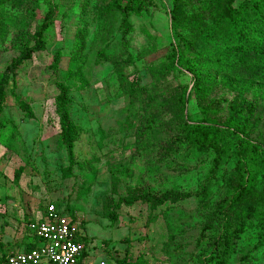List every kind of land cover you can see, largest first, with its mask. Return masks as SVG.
<instances>
[{"label": "rangeland", "instance_id": "1", "mask_svg": "<svg viewBox=\"0 0 264 264\" xmlns=\"http://www.w3.org/2000/svg\"><path fill=\"white\" fill-rule=\"evenodd\" d=\"M112 1L41 0L37 17L26 25H22L27 20L23 9L8 5L5 12L11 20L0 18L1 75L20 54L24 43L19 41L33 44L45 13L49 7L55 11L45 48L15 76V93L30 104L33 117L17 105L12 84L1 115L0 242L16 249L29 242L33 238L29 222L43 216L47 205L55 202L74 215L85 235L84 264H127L138 258L147 264H202L210 252L207 243L200 241L203 227L219 200L234 192L236 138L226 131L225 153L205 199L194 193L203 186L216 153L212 148L175 151V144H188L186 123L208 118L226 130L233 105H252L246 136L264 147V84L229 80L213 72L202 80L205 89L195 92L197 75L175 57L178 37L188 44L189 57L196 60L215 45L203 27H214L218 34L230 30L221 19L227 0H147L139 14L129 16L130 31L125 30L118 12L108 34L103 32L101 8ZM175 5L178 21L172 23ZM79 34L85 43L84 73L89 84L82 87L78 81L67 82L71 117L81 131L70 157L58 139L55 81L74 67L71 56ZM99 50L109 57H99ZM58 52L59 71L55 73L50 65ZM113 60L125 64L128 79L146 90L143 96L138 91L132 96L126 93ZM161 65L166 67L157 82L152 69ZM183 95L186 104L181 110L178 103ZM153 111L156 123L151 119ZM144 131L148 135L141 141ZM161 145L169 151L163 152ZM256 184L244 206L258 205L264 210L263 172ZM166 192L183 198L158 205L144 200L146 193L158 198ZM110 198L126 199L113 209L114 219L106 210ZM127 200L135 201L128 204ZM257 224L254 220L242 232L228 264H264V235Z\"/></svg>", "mask_w": 264, "mask_h": 264}, {"label": "trees", "instance_id": "2", "mask_svg": "<svg viewBox=\"0 0 264 264\" xmlns=\"http://www.w3.org/2000/svg\"><path fill=\"white\" fill-rule=\"evenodd\" d=\"M209 1L212 2L214 0ZM235 2L236 0H227L221 14V19H224V22L230 28L229 31L218 34L214 27H203L205 35L212 40L215 45L212 49L196 57V60L193 59L196 62H200V66H196L195 61L193 62L189 57L191 50L188 44L182 42L181 38L178 37L179 43L175 52V57H177V61L183 68L197 75L195 92L200 93L205 89L202 80L211 77L213 72L229 80H248L264 84V0H242L238 4H235ZM146 3L147 0H113L109 4L103 5L101 8V14L105 16L103 32L105 31L109 34L116 13L118 12L122 15L125 30L127 32L130 31L131 24L129 22V16L132 13L139 14L143 9V5ZM40 4L41 0H0V18L2 20H11L10 17L6 15V6L10 5L13 8L19 7L23 9L24 16L27 18L26 21L21 23L22 25H26L27 21L31 23L37 17V10ZM171 16L172 23H176L178 21L177 5L173 8ZM106 17L108 19L113 17V19L108 20ZM54 19L55 11L52 7H49L45 13L43 22L34 33V43L29 44V40H20V43H24L20 54L10 61L0 75V143L2 142L1 132L3 128L1 115L6 106V98L10 84H12V93L15 96L17 105L28 117H33L30 104L22 100L20 96L15 93L14 88L17 86L15 76L17 70L26 61L30 60L36 52L45 48V35L51 28ZM174 30L176 29L174 28ZM80 33H82V29ZM106 38L107 35L106 37L104 36V39ZM75 47L76 51H74L71 56V63L74 67H69L65 72V76L55 81L57 89L55 107L60 121L58 139L60 144L66 148L70 157L74 155L75 143L80 139L81 131L79 125L71 117L70 86L67 82L71 80L78 81L82 87L89 84L84 73L86 61L83 56V49L85 43L81 34L77 35ZM98 56L105 58L109 57L104 50H99ZM59 60L60 52L57 53L53 63L50 65V68H52L55 73L59 71ZM113 61L115 70L125 85L126 93L132 96L138 91V96H143L146 90L139 88L138 82L128 79L124 70L125 64L120 60ZM165 67L166 66L161 65L160 67L155 66L152 69L157 82L161 80ZM185 104L186 99L183 95L178 103L181 110H184ZM216 105H219V102H217ZM232 110L231 124L228 126V129L225 130L221 128L219 125L209 121L208 118H204L193 124L186 123L184 140L187 141L188 144L186 146L183 143L175 144V151H187L189 147L200 150L212 148L216 153L213 165L203 186L194 193L198 198L205 199L210 196L212 181L217 177L218 168L225 153L223 140L225 139L226 131H232L236 138L238 159L235 169L234 192L229 197L219 200L211 220L203 227L200 241L207 243L210 247V252L206 260L202 261V264H228L231 255L236 251V245L242 232L247 230V228L253 224L254 220H258L257 225H259L261 229L260 235H264V210H261L258 205L249 207L244 206V200L254 191L257 185L259 174L261 172L264 173V147L246 136L247 127L253 112V106L244 105L236 107L233 105ZM151 119L154 123L158 121L156 120V111L151 112ZM145 134L148 135V132L144 131L141 133L139 137L141 141L145 138ZM161 150L163 152H168L169 148L166 147V145H161ZM68 171H71V167H68ZM21 172L22 168L16 171L15 175L17 178L20 177ZM181 198H183V196L179 197L172 192H166L158 198L146 193L144 200L158 205L164 204L167 201L176 202ZM123 199L124 200L117 201L110 198L107 200L106 210L112 219L115 217L112 216L113 209L120 208L121 205L126 202V199ZM127 201L129 202L128 204H131L135 200ZM51 203L55 202H50L49 204ZM57 206L63 209V211L71 217L72 222L75 223L74 215L71 212H68L66 208H62L59 205ZM78 230L79 232L76 235V239L84 246L80 264H84V259L87 255L85 235H83L79 228ZM37 243L38 239L34 241L30 240L23 245L21 244V247L16 249L13 248V246L6 248L5 245L0 242V254L6 255L10 251H28L33 249ZM127 264H147V262L142 258H138Z\"/></svg>", "mask_w": 264, "mask_h": 264}, {"label": "built area", "instance_id": "3", "mask_svg": "<svg viewBox=\"0 0 264 264\" xmlns=\"http://www.w3.org/2000/svg\"><path fill=\"white\" fill-rule=\"evenodd\" d=\"M28 228L31 240L38 239L37 245L28 251L0 254V264H80L84 246L76 239L78 226L55 203Z\"/></svg>", "mask_w": 264, "mask_h": 264}]
</instances>
